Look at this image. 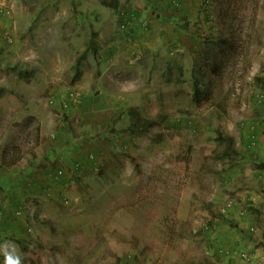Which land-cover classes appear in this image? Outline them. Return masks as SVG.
Listing matches in <instances>:
<instances>
[{
    "label": "rangeland",
    "instance_id": "rangeland-1",
    "mask_svg": "<svg viewBox=\"0 0 264 264\" xmlns=\"http://www.w3.org/2000/svg\"><path fill=\"white\" fill-rule=\"evenodd\" d=\"M9 2L0 264H264V0Z\"/></svg>",
    "mask_w": 264,
    "mask_h": 264
},
{
    "label": "built area",
    "instance_id": "built-area-1",
    "mask_svg": "<svg viewBox=\"0 0 264 264\" xmlns=\"http://www.w3.org/2000/svg\"><path fill=\"white\" fill-rule=\"evenodd\" d=\"M11 6H10V2L9 0H0V17L2 18H5L9 15H11ZM126 13H123L122 16L123 18H125L124 22L121 23V29L124 31V30H127L128 28H130V26L133 25V23L137 20V16L136 14H127L125 15ZM5 39L8 41V42H12V38H11V35L10 34H6L5 35ZM80 101V95L77 94V93H71L70 96L68 97V100H67V103L65 104V107L66 108H69V106L71 104H77L79 103ZM81 169V166L80 165H76L73 169V172H77V171H80ZM65 175V169H58L56 172L53 173V177L54 178H58V177H62ZM235 207V203L230 201L228 204H227V210H231ZM24 212H26V207L25 206H22L20 208V210L17 211V215L18 216H21ZM247 213L246 210H243L241 212V216H244L245 214ZM204 231L206 233H212L214 231V227L213 225L209 224V225H206L204 227ZM254 231V229L252 230ZM219 254L220 255H225L226 252L224 251H219ZM241 258L243 259V261H245V264H253L252 262V259L251 257L248 255V254H241Z\"/></svg>",
    "mask_w": 264,
    "mask_h": 264
},
{
    "label": "trees",
    "instance_id": "trees-1",
    "mask_svg": "<svg viewBox=\"0 0 264 264\" xmlns=\"http://www.w3.org/2000/svg\"><path fill=\"white\" fill-rule=\"evenodd\" d=\"M111 7H114L113 5H111ZM125 15L130 14V12H126L125 11ZM134 14V13H132ZM135 15V14H134ZM125 20V18H123L122 22L123 23ZM129 29V28H128ZM21 66L19 64L16 65H11L8 64L6 66V70H11V69H19ZM1 69V68H0ZM5 69V68H4ZM202 91L200 90L199 86L196 85L195 86V91H194V95L196 98H198L201 95ZM131 115L134 118V122L132 123L131 127L124 130L122 133L123 134H131L134 133L136 131H144V132H148L154 128L160 127L161 123H162V119L160 120H153V119H148L145 118L143 116L138 115L136 112H131ZM217 133V141L221 144H224L225 150L223 151L222 154H219V156L221 158H227V157H231L234 156L235 154H237V150H236V144H235V139L232 136H226L224 135L220 130H216ZM259 169L264 170V164L259 166ZM226 222L229 225H233L235 228L239 229V227L235 224H232V222H230L229 220H226Z\"/></svg>",
    "mask_w": 264,
    "mask_h": 264
},
{
    "label": "clouds",
    "instance_id": "clouds-1",
    "mask_svg": "<svg viewBox=\"0 0 264 264\" xmlns=\"http://www.w3.org/2000/svg\"><path fill=\"white\" fill-rule=\"evenodd\" d=\"M4 257H5V264H22L20 256L16 254L14 251L9 252L5 250Z\"/></svg>",
    "mask_w": 264,
    "mask_h": 264
}]
</instances>
